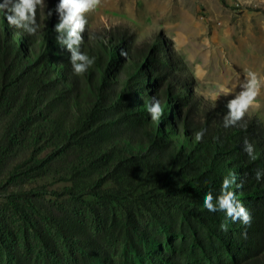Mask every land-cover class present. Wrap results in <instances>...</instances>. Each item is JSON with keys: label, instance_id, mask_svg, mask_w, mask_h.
Masks as SVG:
<instances>
[{"label": "rangeland", "instance_id": "374dc122", "mask_svg": "<svg viewBox=\"0 0 264 264\" xmlns=\"http://www.w3.org/2000/svg\"><path fill=\"white\" fill-rule=\"evenodd\" d=\"M57 3L45 0L46 6L38 8L39 28L35 35H25V42L12 36L4 18L0 44L21 49L24 70L34 66L41 49L54 52L51 78L70 88L56 64L67 51L57 43L58 16H48ZM86 19L81 51L96 53L97 42L118 48L119 60L128 45L131 53L135 48L157 55L160 51L159 61L169 64L157 87L149 82L147 87H176L178 100L169 106L171 113L193 107L197 119L226 113L227 101L240 91L247 74L256 73L258 95L245 115L256 117L264 128V0H101ZM119 33L124 41L117 38ZM84 80L70 93L60 88L62 100L39 93L25 116L18 110L20 91L0 101V264H167L175 251L172 244L191 235L181 226L199 197L188 191H180L183 208L169 204L172 193L158 191L159 197L152 198L144 186L106 201L87 192L96 179L103 181V190L115 187L110 177L118 176L111 167L114 147L133 157L147 151L130 138L114 139L98 151L85 133L64 138L76 116L92 106L93 93ZM116 94L121 96L119 89ZM146 103L138 100L139 112H147ZM15 122V138L4 150V133ZM66 188L75 197L61 193ZM128 216L129 230L124 225ZM183 264L209 263L200 258Z\"/></svg>", "mask_w": 264, "mask_h": 264}, {"label": "trees", "instance_id": "16d2710c", "mask_svg": "<svg viewBox=\"0 0 264 264\" xmlns=\"http://www.w3.org/2000/svg\"><path fill=\"white\" fill-rule=\"evenodd\" d=\"M38 14L37 11V22ZM3 21V13H0V27ZM10 30L19 41H26L28 34L15 28ZM117 38L124 41L125 35L119 33ZM105 45L97 42L96 53L82 51L94 57L95 63L81 76L73 74L70 53L61 52L56 64L62 68L65 82L71 85L67 88L64 82L51 78L50 61L54 52L41 49L34 66L24 70L21 49L15 45L1 47L0 44V101H6L20 91L22 102L18 110L25 116L33 109L39 93L47 91L62 100L60 88L70 93L85 81L84 78L87 79L94 98L92 106L76 116L64 138L70 141L72 136L85 133V139L97 151L114 139L130 138L145 145L147 153L133 157L114 147L111 167L113 174L118 173V176L110 177L115 187L103 190V181L96 179L85 191L106 201L144 186L152 198L159 197L158 191L166 195L172 193L169 204L173 208H183L180 191H188L199 197V203L190 210L191 218L181 226L183 233L191 235L172 244L175 251L167 258V264H183L200 258L209 264H264V179L257 181L254 178L256 170L264 171V128L260 121L245 115L235 127L224 128L226 113L223 112L206 113L204 119L193 115L194 107L171 113L169 106L173 99L178 100L176 87L170 83L154 91L147 87V82L157 87L160 72L164 73L169 64L159 61L160 51L157 55L135 48L131 53L128 45L129 48L124 49L127 56L121 55L119 60L118 48ZM29 48L34 54V45L30 44ZM116 89H119L120 97ZM126 89L133 93L126 94ZM152 96L167 105L161 122L152 121L148 112L138 111V100L149 102ZM152 122L156 123L155 127ZM16 125L15 122L4 133V150L15 138ZM166 129L170 132L164 134ZM201 129L207 131L201 141H196L195 133ZM245 139L254 146L255 160L243 151ZM36 163L33 164L36 166ZM31 165L27 167H34ZM230 173L236 174V183L229 190L236 193L237 199L250 212V225L239 221L233 223L224 212L209 213L203 206L205 194L211 191L214 197L218 196L223 179ZM241 183L243 186L238 188L236 185ZM61 193L75 197L70 188ZM13 207L17 212L21 211L17 205ZM131 219L130 216L125 219L127 230L132 226ZM222 223L228 225L226 232L220 229ZM243 232L247 233L246 237L242 236ZM40 238L46 241L42 234Z\"/></svg>", "mask_w": 264, "mask_h": 264}, {"label": "clouds", "instance_id": "9594fccd", "mask_svg": "<svg viewBox=\"0 0 264 264\" xmlns=\"http://www.w3.org/2000/svg\"><path fill=\"white\" fill-rule=\"evenodd\" d=\"M100 3L101 0H58L55 8L48 10L49 17L53 15V12L58 16V23L54 26V31L57 33V43L70 53L69 62L72 66L73 74L76 76L85 74L95 63L94 57H90L81 51V45L84 42L82 34L86 31L88 23L86 16ZM45 6V0H2L0 2V13H3L9 27L22 30L32 36L36 34L39 28L36 18L37 10ZM120 54L127 56L125 51H121ZM259 86L260 79H258L256 73L249 72L246 82L240 85V91L232 96L225 105L227 112L223 117L224 128L235 127L243 119L258 95ZM144 107L152 121H162L164 108L156 96H152ZM206 131V129L197 131L195 140L201 141ZM243 151L251 160L257 158L254 154V146L247 139L243 141ZM254 178L257 181L264 179V171L256 170ZM235 183L236 174L230 173L229 176L223 179L218 196L214 197L211 191L205 194L203 206L209 213L224 212L226 217L233 223L239 221L243 225H250L252 220L250 212L237 199L236 193L229 190ZM236 186L238 188L242 187L243 183ZM220 229L226 232L228 230L227 223H222ZM246 235V232L242 233V236L246 237Z\"/></svg>", "mask_w": 264, "mask_h": 264}]
</instances>
